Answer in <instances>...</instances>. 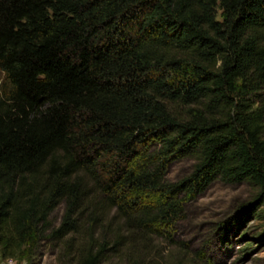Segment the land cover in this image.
<instances>
[{"label": "trees", "instance_id": "1", "mask_svg": "<svg viewBox=\"0 0 264 264\" xmlns=\"http://www.w3.org/2000/svg\"><path fill=\"white\" fill-rule=\"evenodd\" d=\"M263 87L264 0H0V255L160 264L214 180L264 218Z\"/></svg>", "mask_w": 264, "mask_h": 264}, {"label": "rangeland", "instance_id": "2", "mask_svg": "<svg viewBox=\"0 0 264 264\" xmlns=\"http://www.w3.org/2000/svg\"><path fill=\"white\" fill-rule=\"evenodd\" d=\"M217 17L221 19V11ZM255 100L256 106L264 109V87ZM193 164L190 157L177 159L168 167L165 176L169 180L182 178L191 171ZM256 193L257 188L246 181L214 180L203 192L184 202V214L172 228V241L161 237L153 239L160 252L155 255L153 250L149 258L160 264L170 256L175 260L176 255L185 263L196 257V262L201 264H264V218L253 211H243ZM63 208L60 203L51 212V226L58 225ZM248 243L250 246L246 247ZM58 249L47 236L32 260L18 258L24 264H60ZM112 260L115 264L116 259Z\"/></svg>", "mask_w": 264, "mask_h": 264}, {"label": "built area", "instance_id": "3", "mask_svg": "<svg viewBox=\"0 0 264 264\" xmlns=\"http://www.w3.org/2000/svg\"><path fill=\"white\" fill-rule=\"evenodd\" d=\"M0 264H24V261L16 256H2L0 255Z\"/></svg>", "mask_w": 264, "mask_h": 264}]
</instances>
